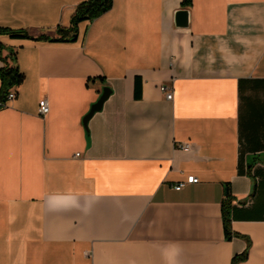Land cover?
Masks as SVG:
<instances>
[{
    "label": "crops",
    "instance_id": "obj_1",
    "mask_svg": "<svg viewBox=\"0 0 264 264\" xmlns=\"http://www.w3.org/2000/svg\"><path fill=\"white\" fill-rule=\"evenodd\" d=\"M81 1L0 0V27L52 34ZM182 1L113 0L74 41L0 34L24 74L0 108V264H264V0Z\"/></svg>",
    "mask_w": 264,
    "mask_h": 264
},
{
    "label": "trees",
    "instance_id": "obj_2",
    "mask_svg": "<svg viewBox=\"0 0 264 264\" xmlns=\"http://www.w3.org/2000/svg\"><path fill=\"white\" fill-rule=\"evenodd\" d=\"M113 0H83L79 2L70 16L69 25L66 27L58 26L54 29L52 34L40 33L38 35H32L27 29H13L8 27H0V34H6L11 38H27L32 40H45V41H74L77 37L78 24L82 21H91L112 6ZM182 6H190L191 0H183ZM3 49L8 50L7 56L2 55ZM0 60L3 64L0 66V108L5 105L8 92L11 88L19 86L24 80V74L19 70L16 63V52L13 48H6L5 45L0 42ZM102 79V78H101ZM91 80L88 78L86 84ZM139 78L135 79V96L140 97ZM88 135V130L86 131ZM226 199L222 203V223L226 238L231 237V225H230V211L231 206L229 194L227 192ZM245 257V254L236 255L233 257L232 263Z\"/></svg>",
    "mask_w": 264,
    "mask_h": 264
},
{
    "label": "water",
    "instance_id": "obj_3",
    "mask_svg": "<svg viewBox=\"0 0 264 264\" xmlns=\"http://www.w3.org/2000/svg\"><path fill=\"white\" fill-rule=\"evenodd\" d=\"M188 17H189L188 9L186 8L176 9L174 12L175 25L178 27L187 26ZM110 93H111V88L107 85H104L97 99L91 103L88 111L83 115L82 124L86 131H87V124H88L89 119L93 116L95 112H98L102 109L103 103L109 97Z\"/></svg>",
    "mask_w": 264,
    "mask_h": 264
},
{
    "label": "built area",
    "instance_id": "obj_4",
    "mask_svg": "<svg viewBox=\"0 0 264 264\" xmlns=\"http://www.w3.org/2000/svg\"><path fill=\"white\" fill-rule=\"evenodd\" d=\"M161 91L164 93L165 98L168 100H172L173 98V90L171 88H168L166 86H161L160 87ZM15 92L14 90L10 89L7 95V99L8 100H12L15 98ZM49 111V105L47 103L46 99H41L39 100L38 103V114L40 116H44L45 114H47V112ZM179 148L180 149H188L189 148V144L188 143H182L179 144ZM75 155H79L78 153H76ZM197 177L194 175H188L187 178L185 180H180L177 183L173 184V188L174 189H180L182 186H184L186 183H191V182H196L197 181ZM250 200H246L243 205L249 204ZM240 203V202H237Z\"/></svg>",
    "mask_w": 264,
    "mask_h": 264
}]
</instances>
